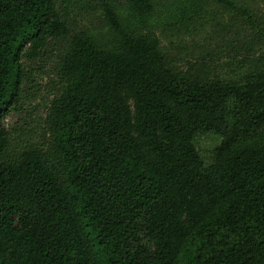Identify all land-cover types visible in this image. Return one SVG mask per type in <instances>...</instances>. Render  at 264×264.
<instances>
[{"label":"trees","instance_id":"16d2710c","mask_svg":"<svg viewBox=\"0 0 264 264\" xmlns=\"http://www.w3.org/2000/svg\"><path fill=\"white\" fill-rule=\"evenodd\" d=\"M66 1L97 6L104 42L57 0H0V264H264V20L247 14L248 65L225 78L168 60L152 0H126L132 24L117 0ZM38 61L56 93L17 146L4 119ZM202 133L221 136L209 164Z\"/></svg>","mask_w":264,"mask_h":264},{"label":"rangeland","instance_id":"374dc122","mask_svg":"<svg viewBox=\"0 0 264 264\" xmlns=\"http://www.w3.org/2000/svg\"><path fill=\"white\" fill-rule=\"evenodd\" d=\"M199 1L200 6L196 7L182 0H152L144 28L158 38L160 50L181 69L186 68L188 61L204 60L211 69L216 67L219 76L240 74L239 66L248 65L244 56L250 58L238 48L239 43L252 35L247 14L264 20V0ZM57 6L71 27L85 30L95 42L105 41L108 28L103 26V14L96 5L81 9L73 7L71 1L57 0ZM117 7L118 16L124 21L132 24L137 19L126 0H117ZM38 62L27 68L30 81L4 119L6 128L11 131L12 143L17 146L43 138L46 107L56 93V79L47 65L40 66ZM220 140V135L212 133L194 136L195 148L204 164L211 163L212 150Z\"/></svg>","mask_w":264,"mask_h":264}]
</instances>
